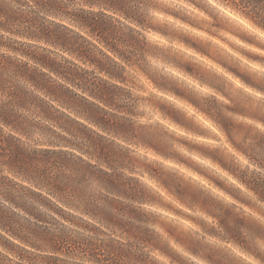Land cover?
Returning <instances> with one entry per match:
<instances>
[{"label": "clouds", "instance_id": "clouds-1", "mask_svg": "<svg viewBox=\"0 0 264 264\" xmlns=\"http://www.w3.org/2000/svg\"><path fill=\"white\" fill-rule=\"evenodd\" d=\"M0 264H264V0H0Z\"/></svg>", "mask_w": 264, "mask_h": 264}, {"label": "trees", "instance_id": "trees-1", "mask_svg": "<svg viewBox=\"0 0 264 264\" xmlns=\"http://www.w3.org/2000/svg\"><path fill=\"white\" fill-rule=\"evenodd\" d=\"M98 26H99V27H102V28L104 27L103 25H98ZM50 155H51V154H45V157H44V158H45V159H49V158H50ZM58 158H59V157H58Z\"/></svg>", "mask_w": 264, "mask_h": 264}]
</instances>
